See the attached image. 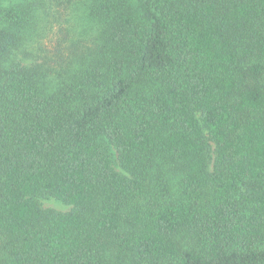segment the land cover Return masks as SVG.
<instances>
[{"label": "trees", "instance_id": "16d2710c", "mask_svg": "<svg viewBox=\"0 0 264 264\" xmlns=\"http://www.w3.org/2000/svg\"><path fill=\"white\" fill-rule=\"evenodd\" d=\"M42 2L83 22L0 0V264H264V0Z\"/></svg>", "mask_w": 264, "mask_h": 264}, {"label": "rangeland", "instance_id": "374dc122", "mask_svg": "<svg viewBox=\"0 0 264 264\" xmlns=\"http://www.w3.org/2000/svg\"><path fill=\"white\" fill-rule=\"evenodd\" d=\"M24 1L28 2V1H34V0H3L4 4L7 6L11 4H19ZM39 2H40L39 3L40 8H42L40 10V13L42 15L39 16L38 24L33 25V26L37 27L35 32L38 31L37 36L39 37L40 41L42 40L41 38H43L42 42H44V40H49L50 37L55 38L56 36H64V33H59L60 28L67 30V28L70 27L71 30H75L74 28L76 27V25L79 24L80 22H83L81 18L79 19L74 12L67 9L64 3H62V5L60 6L58 10V7L51 6L48 3L43 5L42 0H39ZM39 32H41V34L48 32L49 37H44L41 34L39 36ZM31 33H34V32H31ZM68 36H73V35L71 34ZM35 46L36 45L31 44L30 47L32 49V48H35ZM42 204L46 208H54L62 212H67L71 209V206L65 205L55 199H44L42 200Z\"/></svg>", "mask_w": 264, "mask_h": 264}]
</instances>
